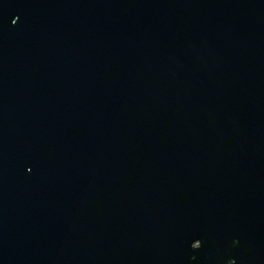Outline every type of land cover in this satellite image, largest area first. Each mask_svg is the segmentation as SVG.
<instances>
[{
  "label": "water",
  "instance_id": "obj_1",
  "mask_svg": "<svg viewBox=\"0 0 264 264\" xmlns=\"http://www.w3.org/2000/svg\"><path fill=\"white\" fill-rule=\"evenodd\" d=\"M0 264H264V0H0Z\"/></svg>",
  "mask_w": 264,
  "mask_h": 264
}]
</instances>
